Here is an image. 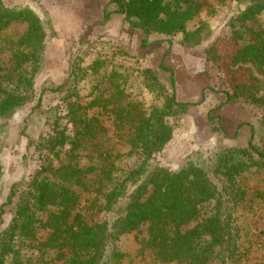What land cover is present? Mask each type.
Masks as SVG:
<instances>
[{
    "label": "trees",
    "instance_id": "16d2710c",
    "mask_svg": "<svg viewBox=\"0 0 264 264\" xmlns=\"http://www.w3.org/2000/svg\"><path fill=\"white\" fill-rule=\"evenodd\" d=\"M228 2L239 10L229 24L232 55L223 59L229 89L217 110L246 103L264 111V80L254 71L264 75V0H109L104 22L123 16L146 36L144 48L152 35H181L182 46L197 48L212 30L192 23ZM53 35L29 7L0 0V123L36 100ZM207 59L222 62L217 46ZM107 67L105 60L88 68L74 61L67 83L53 89L63 96L65 116L32 143L39 170L28 184L11 187L0 264H124L118 242L145 227L142 251L161 264H257L254 256L264 252V116L261 144L251 126L247 145L209 147L175 172L156 158L173 140L169 119L191 106L178 100L174 72L161 65L169 73L164 81L156 70L143 71L149 104L128 92L130 66L102 76ZM91 76L84 103L79 85ZM3 176L0 159V199ZM4 213L2 207L0 229Z\"/></svg>",
    "mask_w": 264,
    "mask_h": 264
},
{
    "label": "rangeland",
    "instance_id": "374dc122",
    "mask_svg": "<svg viewBox=\"0 0 264 264\" xmlns=\"http://www.w3.org/2000/svg\"><path fill=\"white\" fill-rule=\"evenodd\" d=\"M3 1L11 8L29 7L50 25L54 35L47 40L44 68L36 80V100L0 123V159L4 168L0 210L2 207L5 210L0 231L8 228L12 221L11 209L4 206L11 187L28 184L39 170L40 162L32 143L65 116L63 96L53 89L67 83L70 64L74 61L88 68L97 60H105L108 67L101 71L102 76L112 67L130 66L133 77L128 92L141 95L149 104L154 102V97L142 85L143 71L156 70L164 81L169 73L161 70V65L174 72L178 100L191 106L187 114L169 119L174 128L173 140L156 156L162 166L172 171H179L189 157L209 147L218 150L247 145L252 135L251 126L255 127L256 141L262 143L263 109L243 103L217 110L226 100L224 92L229 89L222 68L223 59L232 55L229 24L239 10L236 3L219 5L213 16L202 14L192 23L191 28H196L206 22L212 30L210 39L200 47L182 46L181 35L172 38L152 35L148 38V47L144 48L146 36L133 29L123 16L115 14L109 22H104L109 0ZM108 10L112 12L114 8ZM212 46H217L222 62L208 61L207 50ZM254 71L264 80L257 68ZM94 79L91 76L79 85L84 103L90 101ZM262 212L264 214V207ZM146 237L147 227L141 234L120 239L118 246L127 256L124 264H161L149 252L142 251L139 240ZM254 258L257 264H264V252H258Z\"/></svg>",
    "mask_w": 264,
    "mask_h": 264
}]
</instances>
